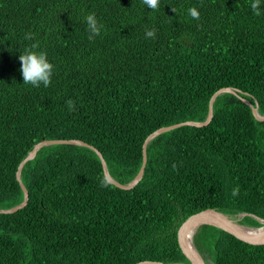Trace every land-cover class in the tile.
Returning <instances> with one entry per match:
<instances>
[{"label":"trees","instance_id":"16d2710c","mask_svg":"<svg viewBox=\"0 0 264 264\" xmlns=\"http://www.w3.org/2000/svg\"><path fill=\"white\" fill-rule=\"evenodd\" d=\"M0 0V209L24 198L20 162L44 139L86 142L37 150L20 169L26 204L0 212V264L185 263L178 228L213 208L241 224L264 219V0ZM195 7L200 19L188 9ZM104 25L88 39L85 15ZM155 28L156 38L145 31ZM31 34L30 39L26 37ZM38 44L49 87L23 83L19 55ZM75 103L70 111L67 101ZM238 189L233 196L232 191ZM193 242L212 264H264V244L211 225Z\"/></svg>","mask_w":264,"mask_h":264},{"label":"water","instance_id":"95a60500","mask_svg":"<svg viewBox=\"0 0 264 264\" xmlns=\"http://www.w3.org/2000/svg\"><path fill=\"white\" fill-rule=\"evenodd\" d=\"M222 92H231V93H234L236 95H239L238 93L240 91L237 89H232V88H224V89H220L219 91L215 92L212 95V97L209 101V104H208L207 117L202 122H197V121L179 122V123H175V124H172L169 126H163L159 129H157L156 131H154L153 133H151L150 135H148L146 137V139L144 140V143H143L142 163H141L139 172L127 184H121V183L116 182L114 179H112V177L108 174L106 163H105V160H104L101 152L98 149H96L94 146H92L86 142H82V141H78V140H65V139H44V140H41L40 142H38L34 145L32 151L29 152L28 155L20 162V164L18 166V170L16 172V178H17L18 183H19V185H20V187L24 193L23 200L20 203L14 205L8 209H0V212H14V211L18 210L19 208H22L26 204V202L28 200V192H27V189L25 188L24 184L21 181L20 169L29 159H32L34 157V155L36 154L38 149H40L43 146H48V145H53V144L74 143V144L85 146V147L93 150L101 160L103 171H104V174H105L107 180L114 183L116 186H118L122 189L131 188L133 185L136 184V182L143 175L144 168L146 165V160H147V157H146V145H147V143L156 135H158L162 132H166L168 130L180 127V126H184V125L202 126V125L207 124L212 117L213 100H214L216 95H219ZM244 101L252 108V112H253L254 117L256 119L264 120V116L259 114V112L257 110V104L256 103L254 106L249 101H247V100H244ZM236 215L245 216L247 214L242 212V213H238V214H234L233 216H230V215L223 213L221 211H218L216 209L207 208V209H203V210L197 211V212L189 215L185 220L182 221V223L180 224V226L178 228V241H179V244H180L183 252L186 254V256L189 259V264H206L202 255L200 254V252L198 251V249L194 245V242L193 241L191 242L189 237H188L189 233L192 232V230L197 229L201 225H211L213 227L222 229L225 232H228L231 235L237 237L238 239H240L244 242L250 243V244H254V245L264 244V219L259 218L255 215H251L252 217H254L259 222L262 223L261 226L254 227V226H248V225L239 223V221L243 217L241 219L235 220L233 217ZM248 228H252L255 230H262L263 233H259V234L257 233L256 235H252V234L248 233L250 231L246 230ZM134 264H185V263H179V262H177V263H164V262L153 261V260H142V261L136 262Z\"/></svg>","mask_w":264,"mask_h":264},{"label":"clouds","instance_id":"9594fccd","mask_svg":"<svg viewBox=\"0 0 264 264\" xmlns=\"http://www.w3.org/2000/svg\"><path fill=\"white\" fill-rule=\"evenodd\" d=\"M142 2L153 12H157L161 8L160 0H142ZM250 7L254 15L260 16L262 14L261 0H252ZM188 13L193 19H200V13L195 7L189 8ZM84 19L87 24L88 39L94 40L101 34L104 25L98 22L94 12L86 14ZM156 32L157 30L155 28L146 30L145 37L155 39ZM30 38L31 34L26 37V39ZM36 48H38V44H33L30 48H26L23 53H20V71L24 84H30L33 87H40L43 85L46 88L51 85L54 65L49 62L46 52H38L35 50ZM66 103L70 111L75 110L74 101L68 100ZM237 194L238 189H234L232 195L235 196Z\"/></svg>","mask_w":264,"mask_h":264},{"label":"bare ground","instance_id":"6f19581e","mask_svg":"<svg viewBox=\"0 0 264 264\" xmlns=\"http://www.w3.org/2000/svg\"><path fill=\"white\" fill-rule=\"evenodd\" d=\"M243 216L242 215H236L234 216L233 218L236 220V219H241ZM238 221V220H237ZM197 229H194L192 230V232L189 233L188 237L190 239V241L192 242L193 241V236L195 234ZM247 231H250L248 232L249 234H252V235H256L257 233H263L262 230H255V229H252V228H248L246 229Z\"/></svg>","mask_w":264,"mask_h":264},{"label":"rangeland","instance_id":"374dc122","mask_svg":"<svg viewBox=\"0 0 264 264\" xmlns=\"http://www.w3.org/2000/svg\"><path fill=\"white\" fill-rule=\"evenodd\" d=\"M203 259H204L206 264H212V261H211V259L208 256H204L203 255Z\"/></svg>","mask_w":264,"mask_h":264}]
</instances>
